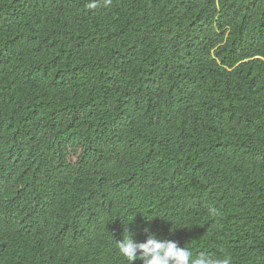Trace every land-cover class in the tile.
Listing matches in <instances>:
<instances>
[{
  "label": "trees",
  "instance_id": "trees-1",
  "mask_svg": "<svg viewBox=\"0 0 264 264\" xmlns=\"http://www.w3.org/2000/svg\"><path fill=\"white\" fill-rule=\"evenodd\" d=\"M125 227L264 264V0H0V264Z\"/></svg>",
  "mask_w": 264,
  "mask_h": 264
},
{
  "label": "clouds",
  "instance_id": "clouds-1",
  "mask_svg": "<svg viewBox=\"0 0 264 264\" xmlns=\"http://www.w3.org/2000/svg\"><path fill=\"white\" fill-rule=\"evenodd\" d=\"M89 7H95V4H89ZM208 214L217 217L220 212L217 208L208 209ZM130 222H124L130 224ZM152 219H146L151 221ZM146 239L144 242L137 243L134 233L125 227L122 238L114 239L110 234L105 236L100 242L103 254L104 264H118L121 260L127 264H133L134 261L140 260L143 264H232L231 256L214 257L207 253H199L193 257L191 249L187 246L180 247L173 241H160L155 233H151L149 228L143 229ZM86 245L94 249L93 237L88 238ZM39 253H46V250L37 249Z\"/></svg>",
  "mask_w": 264,
  "mask_h": 264
}]
</instances>
